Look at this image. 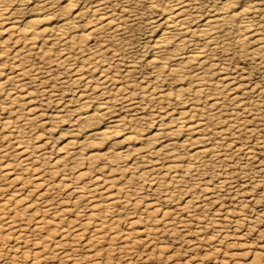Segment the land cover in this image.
<instances>
[{
  "label": "rangeland",
  "instance_id": "rangeland-1",
  "mask_svg": "<svg viewBox=\"0 0 264 264\" xmlns=\"http://www.w3.org/2000/svg\"><path fill=\"white\" fill-rule=\"evenodd\" d=\"M117 1L111 5L122 16L121 31L113 39L98 36L86 43L101 50L95 58L71 46H54L43 55L47 45L31 46L11 30L0 34V42H7L0 50L7 48V60L15 64L11 72H27L15 91L26 104L23 113L33 109L26 117L25 151L17 145L21 134L0 124V264H264V52L243 55L233 43L215 53V63L226 66L222 76L238 89L215 91V111L222 119H211L208 110L195 108V113L206 118L204 134L219 159L194 166L189 176L178 174L177 185L164 169L151 170L160 163L156 156L139 165L143 179L119 172L114 161L87 158L111 145L92 146L79 132L80 103L110 100L113 105L97 127L85 128L104 130L115 117L136 115L142 117L135 124L145 136L158 134L159 120L190 109L177 105V83L156 79L149 63L163 13L144 0ZM245 1L259 8L256 20L263 30L264 2ZM184 3L203 22L205 14L217 11L219 0ZM15 12L6 17L26 24L28 11ZM65 56L72 60L63 66L59 58ZM214 82L206 87L215 89ZM145 92L168 95L151 99ZM210 100L201 99L195 107ZM136 102L137 112H129L126 106ZM143 143L137 141L135 148ZM67 146L72 155H65Z\"/></svg>",
  "mask_w": 264,
  "mask_h": 264
},
{
  "label": "bare ground",
  "instance_id": "bare-ground-1",
  "mask_svg": "<svg viewBox=\"0 0 264 264\" xmlns=\"http://www.w3.org/2000/svg\"><path fill=\"white\" fill-rule=\"evenodd\" d=\"M111 1L0 0V34L11 30L20 36L22 35V37L24 36L25 41L29 42L28 44L31 46L38 44H40L39 48H43L46 45L47 47L49 46L45 50L43 49V55L53 51L54 48L52 47L54 46L65 49L71 46L72 51L74 50L78 54L90 51L95 58V56L101 55V50L98 49V46H89L86 43L92 37L98 36H107V38L111 36L113 39L121 31L120 20L122 16L116 12V8L113 9ZM144 1L147 2L151 9L159 10L165 16L162 19V23L156 25V27H160V35L152 42L151 46L149 63L153 67V73L156 79L163 77L176 82L177 87L174 90L175 101L178 103L177 105H189L190 110L177 113V118L167 119V122L164 123L161 120L165 118L159 120L160 125L158 127L162 129L158 130V134L151 136H145L142 133V127H138L135 124L142 117H136L134 114V116L129 118L115 117L104 125V130L91 129V127L90 129L85 128L87 124L97 127L101 123L103 115L108 114L113 106L110 107V100L100 103H80L78 105L79 115L76 117V121L83 123L79 132L89 141L88 144L92 146L97 143L111 145L105 153H98V151L88 152L89 154L86 155L89 160L95 161L100 158H107L116 163L115 169L117 171H129L143 179L144 172L140 171L137 173L139 165L150 164V162H147V158L156 156L160 163L152 164L150 166L152 167L151 170L164 169L163 171L166 174L172 176L171 178L175 184H178L180 180V178L178 179L180 176L178 174H193L194 166L204 167L210 161L220 157L219 151L208 146L210 138L204 134L207 123H205L206 118L204 120L199 115V118L196 115L197 110H208L212 117L211 119L214 118L217 121L222 119L220 112L215 111L217 110L215 106L218 105L219 100L214 97L215 91L226 89V91L231 92L238 89V87L234 88V84L230 81L231 79L229 80L223 77L224 75L222 76L226 66L215 63L217 62L215 60L216 51L224 50L234 43L239 46V51L243 55L263 54L264 29L262 30L261 25L256 20L260 11L256 4L253 5L251 3L252 1L219 0L217 11H209L205 14L206 16L204 17L206 18L203 22L198 21V13H190L188 12L190 11L189 9L186 11L188 8V5L184 3L186 0L184 2H181L182 0ZM118 2L126 4L128 0H119ZM32 5L33 7L31 8ZM13 8H15L16 12L20 9V15H24L21 14V10L22 12L28 11L27 15H30L26 24L20 25L18 23L19 18L6 17ZM124 10L125 7L123 6L122 13ZM2 26L4 28H1ZM6 44V41L0 42L2 46ZM5 50L7 51V48ZM5 50H0V95L3 97L0 100V124L3 129H11L22 135L17 137L18 140L20 139L17 145L18 147L22 146L23 148H21L25 151L29 149L24 138L28 133H26V130L30 121L26 117L29 116L27 114H32L33 109L27 108L25 111L30 110L27 113H23V106L26 104L20 102L21 98L15 91L27 72L18 70V74L15 75L16 72L12 73L11 71L15 70V64L7 60L9 55L7 56ZM16 56H14V59L19 61V58H15ZM71 60V56L59 58L60 64L63 66L68 65ZM7 64L9 65V72L5 73L4 68ZM215 75L220 77L215 78ZM102 77L104 78V76ZM210 82H214L215 89L206 87ZM116 92L120 93V88ZM185 93H188L187 97H184ZM146 94L151 99L155 98V96H158L156 97L157 99H161L168 95L154 92H147ZM200 97L204 100L211 99L212 103L208 102L204 103L205 105L200 104V107H195L197 106L196 102L201 100ZM117 101L115 100V102ZM126 107L129 112L136 111L139 109V103L129 104ZM4 114H6V117H3ZM89 114H93L95 118L93 115L88 116ZM215 134H221V132ZM137 141L144 142L142 148H135ZM88 144L86 145L88 146ZM120 144L127 146L122 148ZM68 146L63 147L66 156L73 154ZM70 146L72 147V145ZM192 147L195 149L194 152L190 149ZM130 157H134L133 160L129 161ZM207 157L209 158L208 160H206ZM23 163H25V160H22ZM181 178L183 179L184 176ZM177 187L179 188V186Z\"/></svg>",
  "mask_w": 264,
  "mask_h": 264
},
{
  "label": "snow or ice",
  "instance_id": "snow-or-ice-1",
  "mask_svg": "<svg viewBox=\"0 0 264 264\" xmlns=\"http://www.w3.org/2000/svg\"><path fill=\"white\" fill-rule=\"evenodd\" d=\"M262 2H264V0H262Z\"/></svg>",
  "mask_w": 264,
  "mask_h": 264
}]
</instances>
